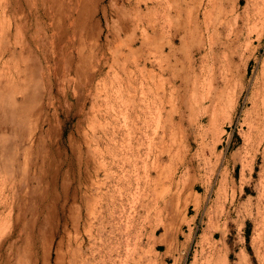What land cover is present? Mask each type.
Masks as SVG:
<instances>
[{"label":"rangeland","instance_id":"1","mask_svg":"<svg viewBox=\"0 0 264 264\" xmlns=\"http://www.w3.org/2000/svg\"><path fill=\"white\" fill-rule=\"evenodd\" d=\"M263 93L264 0H0V264H264Z\"/></svg>","mask_w":264,"mask_h":264},{"label":"bare ground","instance_id":"2","mask_svg":"<svg viewBox=\"0 0 264 264\" xmlns=\"http://www.w3.org/2000/svg\"><path fill=\"white\" fill-rule=\"evenodd\" d=\"M239 2V1H238ZM258 62V61H256ZM244 86V85H243ZM244 89V88H243ZM244 93V92H243ZM261 107L260 108H263L264 109V93H263V96L261 98V103H260ZM86 130V129H85ZM96 147V146H95ZM100 148V147H99ZM263 152H264V147H263ZM96 172V171H95ZM93 174V172H92ZM96 174V173H95ZM94 175V174H93ZM63 192V191H62ZM71 196V195H70ZM183 216V215H182ZM264 216V215H263Z\"/></svg>","mask_w":264,"mask_h":264}]
</instances>
